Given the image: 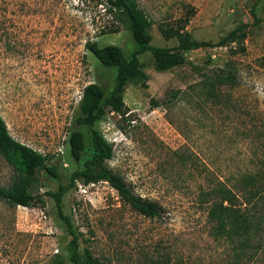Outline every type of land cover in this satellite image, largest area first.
<instances>
[{
  "label": "rangeland",
  "instance_id": "1",
  "mask_svg": "<svg viewBox=\"0 0 264 264\" xmlns=\"http://www.w3.org/2000/svg\"><path fill=\"white\" fill-rule=\"evenodd\" d=\"M135 1L152 20L151 45L175 46L157 24L186 15L183 29L194 40L215 42L246 23L244 49L233 42L187 49L189 63L165 71L153 69L148 51L138 54L144 78L125 85L126 113L107 111L96 124L112 146L108 166L135 193L158 202L160 216L129 209L108 184L88 186L81 195L78 178L63 193L61 212L77 251L86 248L101 264H148L162 257L169 264H229L231 250L211 234L200 192L217 179L230 186L241 171L253 170L258 142L251 125L264 139V21L252 23L249 10L264 17V0ZM114 26L103 0H0V117L14 139L44 154L60 175L36 171L32 192L41 201L20 207L0 200V264H49L54 255L68 261L70 236L44 192L66 185L89 154V132L74 123L77 102L90 82L109 92L114 69L102 67L84 43L115 44L128 56L135 43L121 26L110 32ZM223 67L234 80L217 87L228 103L214 105L199 80ZM72 128L84 133L87 146L77 161L67 146ZM12 176L0 157V185Z\"/></svg>",
  "mask_w": 264,
  "mask_h": 264
},
{
  "label": "trees",
  "instance_id": "2",
  "mask_svg": "<svg viewBox=\"0 0 264 264\" xmlns=\"http://www.w3.org/2000/svg\"><path fill=\"white\" fill-rule=\"evenodd\" d=\"M103 3L116 25L127 30L135 44L126 56L115 44L99 46L95 40H87L84 43L85 49L102 67L114 69V83L109 92H105L94 82L82 87L74 123L85 127L89 132V154L82 161V168L71 173L66 185L58 184L54 190L44 192L53 200L56 214L64 222L72 244L67 262L62 256L54 255L49 264H101L86 248L81 252L77 251L76 237L68 218L61 212V197L73 186L76 178L84 183L105 180L129 209L144 217H158L163 210L158 202L135 193L125 179L108 166L107 160L112 156V146L96 127L107 111L121 115L126 113L122 99L125 85L144 78V64L138 60V54L148 51L151 54L153 69L165 71L188 64L183 55V51L187 49L224 46L231 42L236 43L239 51L244 49L242 39L246 23L238 24L215 42L194 40L191 39L190 33L183 29L188 20L185 15L172 24H157V29L164 39L175 38L177 41L173 47H161L149 43L152 20L137 6L135 0H103ZM249 10L252 23L264 21V17L257 18L252 9ZM117 26L110 28L109 31H117ZM259 59L263 61L264 56ZM233 80L234 74L227 67L202 74L199 80L201 93L212 104L225 105L228 99L217 92V87L224 83L230 84ZM249 130L253 133V139L258 142L254 146L256 152L253 170L241 171L230 186L217 179L206 190L200 192L206 203V219L210 224L211 234L222 238L231 250L229 264H244L245 261V264H264V139L260 140L257 126L251 125ZM67 146L70 156L75 161L79 160L87 147L84 133L76 128L70 129ZM0 157L13 171L11 181L6 185H0V200L11 206H26L33 200L41 201L40 197L32 192L38 184L36 171L42 169L54 179L60 176L54 165L46 163L47 157L44 154L14 139L1 117ZM147 261L148 264H169L163 257L160 260Z\"/></svg>",
  "mask_w": 264,
  "mask_h": 264
},
{
  "label": "built area",
  "instance_id": "3",
  "mask_svg": "<svg viewBox=\"0 0 264 264\" xmlns=\"http://www.w3.org/2000/svg\"><path fill=\"white\" fill-rule=\"evenodd\" d=\"M76 183L78 184V185L76 184L77 185L76 188L78 187V190H76V191L79 192L81 195H83L84 192H86V191L88 192L89 191V190H86V187H88V186L98 185V184H108L105 180H99V181H96V182H88V183H84V182H82L80 180V181H78ZM79 188H82V189H79ZM18 206L24 207L22 205H18Z\"/></svg>",
  "mask_w": 264,
  "mask_h": 264
}]
</instances>
